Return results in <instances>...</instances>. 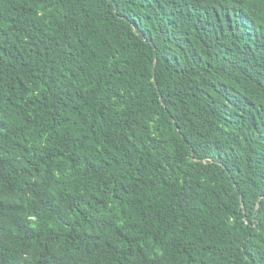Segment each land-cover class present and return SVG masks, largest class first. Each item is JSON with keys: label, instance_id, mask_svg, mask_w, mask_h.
<instances>
[{"label": "trees", "instance_id": "1", "mask_svg": "<svg viewBox=\"0 0 264 264\" xmlns=\"http://www.w3.org/2000/svg\"><path fill=\"white\" fill-rule=\"evenodd\" d=\"M0 264H264V0H0Z\"/></svg>", "mask_w": 264, "mask_h": 264}]
</instances>
